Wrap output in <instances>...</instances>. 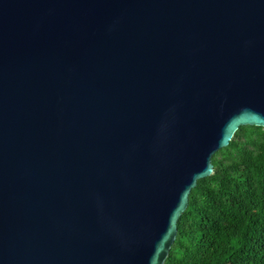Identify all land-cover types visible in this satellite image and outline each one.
Listing matches in <instances>:
<instances>
[{
	"label": "water",
	"instance_id": "obj_1",
	"mask_svg": "<svg viewBox=\"0 0 264 264\" xmlns=\"http://www.w3.org/2000/svg\"><path fill=\"white\" fill-rule=\"evenodd\" d=\"M243 126L264 0H0V264H164Z\"/></svg>",
	"mask_w": 264,
	"mask_h": 264
},
{
	"label": "trees",
	"instance_id": "obj_2",
	"mask_svg": "<svg viewBox=\"0 0 264 264\" xmlns=\"http://www.w3.org/2000/svg\"><path fill=\"white\" fill-rule=\"evenodd\" d=\"M211 162L164 264H264V129L240 127Z\"/></svg>",
	"mask_w": 264,
	"mask_h": 264
}]
</instances>
